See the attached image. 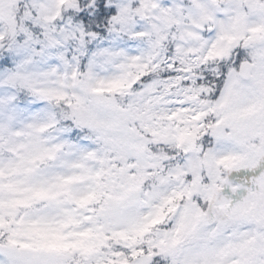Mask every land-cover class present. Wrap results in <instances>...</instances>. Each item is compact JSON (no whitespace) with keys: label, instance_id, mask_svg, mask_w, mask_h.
<instances>
[{"label":"snow or ice","instance_id":"6c2138e0","mask_svg":"<svg viewBox=\"0 0 264 264\" xmlns=\"http://www.w3.org/2000/svg\"><path fill=\"white\" fill-rule=\"evenodd\" d=\"M0 264H264V0H0Z\"/></svg>","mask_w":264,"mask_h":264}]
</instances>
